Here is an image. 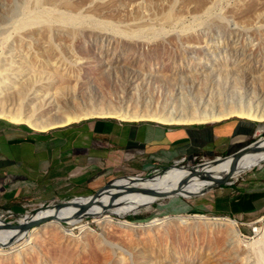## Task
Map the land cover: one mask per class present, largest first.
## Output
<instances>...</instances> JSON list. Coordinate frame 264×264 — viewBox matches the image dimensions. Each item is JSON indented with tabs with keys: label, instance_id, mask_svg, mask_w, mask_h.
Here are the masks:
<instances>
[{
	"label": "rangeland",
	"instance_id": "obj_1",
	"mask_svg": "<svg viewBox=\"0 0 264 264\" xmlns=\"http://www.w3.org/2000/svg\"><path fill=\"white\" fill-rule=\"evenodd\" d=\"M0 80L5 89L29 84L22 102L14 98L10 107L48 120L71 118L72 111L84 108L164 117L202 113L206 106L263 105L264 0H0ZM242 121L254 132L264 126ZM208 160L198 157L180 167ZM93 166L89 181L102 178L93 187L74 183L81 175H73L63 179L58 197L0 209V215L12 211L16 217L3 218L11 222L41 208L51 210L66 196H90L109 181L165 169L153 164L136 173L126 162L110 169L96 161ZM208 188L126 217L88 218L68 226L70 233L46 224L24 241L0 248V264H264V215L253 222L217 215L226 205V191ZM180 216L233 219L251 242L231 240L226 230L196 227L192 221L184 225ZM154 220L160 221L134 228ZM126 223L133 227L121 225Z\"/></svg>",
	"mask_w": 264,
	"mask_h": 264
},
{
	"label": "crops",
	"instance_id": "obj_2",
	"mask_svg": "<svg viewBox=\"0 0 264 264\" xmlns=\"http://www.w3.org/2000/svg\"><path fill=\"white\" fill-rule=\"evenodd\" d=\"M232 120L166 126L92 119L40 133L0 118V209H21L26 203L56 198L62 194L63 179L73 175H81L74 183L93 187L102 179L89 181L95 161L108 169L126 162L140 173L153 164L167 168L198 157L227 156L250 144L256 133L248 122ZM229 186L223 187L226 205L217 215L258 221L264 215V163ZM215 206L220 207L217 202Z\"/></svg>",
	"mask_w": 264,
	"mask_h": 264
},
{
	"label": "bare ground",
	"instance_id": "obj_3",
	"mask_svg": "<svg viewBox=\"0 0 264 264\" xmlns=\"http://www.w3.org/2000/svg\"><path fill=\"white\" fill-rule=\"evenodd\" d=\"M45 1H59V0H43ZM39 2V1H38ZM41 3V2H40ZM199 4V3H198ZM197 4V5H198ZM173 15L170 13L167 15L168 19H171ZM148 41V40H147ZM146 46V45H144ZM148 46V45H147ZM29 89V84L13 87V88H4V85L1 84L0 80V118L9 121L15 125H26L29 128L44 132L49 131L50 126L53 125V121L55 119H60L68 125L73 123H79L83 120H88L92 118H102V119H116L123 122H155L161 125L166 126H188V125H202L207 123H218L225 119L231 117H237L241 119L251 120L260 124H264V104L260 103H241L239 105H235L231 107V109H223L217 106L205 107L202 113L192 112V113H168L164 117H157L152 113H133L127 111H114V110H104L98 112V108L96 110H91L92 108H84L81 111H72L75 114L69 118L67 117H54L51 120L45 118H38L32 116L28 113H24L19 108H11L9 101H13L14 98H19L18 102H22L25 96V91ZM93 112V116L86 115V112ZM96 112H98L96 114ZM264 129V126H260L256 133L260 132ZM264 159V153L256 155V154H246L236 165V168H233V160L232 158H228L223 160L219 164H210L206 166H196L193 168H182L180 166H174L161 174L148 177L144 180H133L131 178L124 177L120 179L116 184L114 189L111 190V193L104 196L101 201L102 204L95 206L93 209V218L96 216L100 217H126L129 214H136L140 209L146 208L150 209L154 204L163 205L164 200H171L177 198L178 196H184L188 199L193 196H198L200 194V190L208 188L214 183L209 178L214 177L215 179L223 178L227 175L234 174L235 177H239L245 171L252 169L254 166L260 163V160ZM121 182H126L124 184H120ZM120 184V185H119ZM132 189V190H129ZM148 190L155 191L158 194L151 195ZM118 196L119 198L114 202V205L107 212L102 208L103 205H107L110 203V199L112 195ZM80 202H85L88 199H78ZM51 210H41L38 212L36 216L33 217H41L45 215H52L56 212L55 208L52 206ZM134 209L135 213H131ZM144 210V209H143ZM77 211V208L70 205L66 208H63L60 211V216H69ZM120 214V215H119ZM31 214H24L20 217L21 222H26L30 220L32 217ZM184 217V216H183ZM189 217V216H188ZM187 217V218H188ZM204 216H196L195 218L203 219ZM182 218V216L177 219ZM190 218H192L190 216ZM194 218V217H193ZM100 220V219H99ZM166 220V219H165ZM221 220H226L234 224V220L230 218H222ZM264 221V219H262ZM160 220H154L153 223L158 222ZM58 225V222H51L50 224ZM4 224V219L0 215V248L3 249L4 245H6L11 239H16L19 236L21 239L16 242L18 244L21 241H24L27 236L30 235H18V232L15 230L5 229L2 227ZM48 224V225H50ZM80 224V223H78ZM128 225H133L130 223H126ZM81 228V227H80ZM84 228V227H83ZM226 230V229H225ZM263 230V229H261ZM228 232V230H226ZM263 232V231H262ZM228 235L230 238L240 240L242 239L244 243L250 244V239H247L243 236L242 232L239 234V237L232 236L229 232ZM33 236V235H32ZM31 238V237H30ZM27 242V241H26ZM13 244V245H15ZM12 245V246H13ZM11 247V246H10Z\"/></svg>",
	"mask_w": 264,
	"mask_h": 264
},
{
	"label": "water",
	"instance_id": "obj_4",
	"mask_svg": "<svg viewBox=\"0 0 264 264\" xmlns=\"http://www.w3.org/2000/svg\"><path fill=\"white\" fill-rule=\"evenodd\" d=\"M92 119H102V118H92ZM231 118L225 119V120H230ZM232 119H238V120H243L241 118H232ZM90 120V119H88ZM224 120V121H225ZM222 122V121H221ZM53 125L50 126L49 131L52 130H56V129H61L67 126H70L68 124H66L65 122H63L60 119H55L53 121ZM29 128V127H28ZM31 129V128H30ZM32 130V129H31ZM49 131H44V132H40V133H45V132H49ZM39 132V131H36ZM264 133V129H262L260 132L255 133V137H259L256 140L252 141L250 144L242 147L241 149H239L238 151H235L233 153H229L227 156L223 157H216L214 159L208 160V161H203L200 164L194 165L192 167H188V168H193L196 166L202 167V166H206V165H210V164H219L221 163L223 160H226L228 158H232L233 160V168H236V165L238 164V162L246 155V154H262L264 153V135H262ZM182 163V161L176 162L173 165L169 166V168L174 167V166H180V164ZM264 163V159L260 160V163L256 166H254L252 169H255L256 167L261 166ZM182 168H186L185 166H181ZM168 168V167H167ZM157 171V170H156ZM162 171H166V168L163 169ZM249 171V170H248ZM246 172V171H245ZM242 175V174H241ZM241 175H239V177H241ZM127 178H131L133 180H144L147 177H142V176H125ZM239 177H235L234 174H230L227 175L223 178L220 179H215L214 177H209L211 179V181H213L214 183H212V185L207 189L210 190L212 188L215 187H220L223 188L225 186H229L234 184ZM115 181H109L106 185H104L103 187L99 188L98 190H96V192L90 196H74L73 199L71 200H67L68 198H66L65 200H62L58 203H55L50 207H54L56 212L52 215H45V216H41V217H33L36 216L38 214L39 211H41L43 208H41L40 210H38L36 213L31 214L30 216L32 217L30 220L26 221V222H21L20 220L17 222H6L4 220V224L2 225V227H4L5 229H10V230H15L18 232V235H29V233H31L34 229H37L41 226H44L46 224H50L51 222H58V224L60 225L61 229L64 232L70 233L71 230L68 229V226H75L78 223H81L82 221H84L85 219L88 218H93V208L95 206H98L100 204H102L101 199L108 195L109 193H111V190L114 189L115 187ZM132 190V189H129ZM206 190V191H207ZM151 195L154 194H158L155 191L152 190H148L146 191ZM205 193V191L202 193V195ZM119 197L115 195L111 196L110 199V203H108L107 205H103L102 208L104 209L105 212H107L109 209L112 208V206L114 205V202L118 199ZM78 199H88L85 202H80L81 200ZM74 206L77 208V211H75L73 214L69 215V216H60V211L63 208H66L68 206ZM100 216H96L95 221L97 222V219ZM204 219H198V218H190V220H184V219H178L182 224L184 225H189L188 221H192V223H190V225H194V226H203L207 229H212L215 231H224L225 229L228 230V232L234 236V237H239V234L241 233V229L238 225V222H234L231 223L229 221L226 220H221L223 217H203ZM224 219V218H223ZM233 220V219H232ZM156 223V222H155ZM155 223L150 222L147 223L146 225L140 224L137 227L134 228H143V227H150L155 225ZM123 227L128 228V227H133L132 225H128V224H121ZM21 239V237L19 236L16 239H11L6 245H4V248H9L10 246H12L13 244H15L16 242H18ZM231 240H233V237L230 238Z\"/></svg>",
	"mask_w": 264,
	"mask_h": 264
},
{
	"label": "built area",
	"instance_id": "obj_5",
	"mask_svg": "<svg viewBox=\"0 0 264 264\" xmlns=\"http://www.w3.org/2000/svg\"><path fill=\"white\" fill-rule=\"evenodd\" d=\"M1 216H2V218H5V219L11 218V217H16L15 214L12 213V211H8L6 213H3V214H1ZM19 220H20V218L19 219L17 218L16 220L14 219L11 222H17ZM257 223L258 222H254V223L251 224V226L253 227V233H255V234L257 233V231H256L257 230V226H256Z\"/></svg>",
	"mask_w": 264,
	"mask_h": 264
},
{
	"label": "trees",
	"instance_id": "obj_6",
	"mask_svg": "<svg viewBox=\"0 0 264 264\" xmlns=\"http://www.w3.org/2000/svg\"><path fill=\"white\" fill-rule=\"evenodd\" d=\"M129 219L132 220V219H136V218L135 217H129Z\"/></svg>",
	"mask_w": 264,
	"mask_h": 264
}]
</instances>
